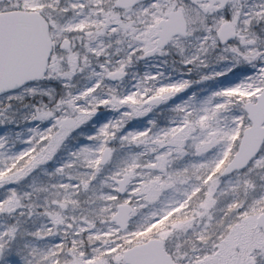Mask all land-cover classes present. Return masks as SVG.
<instances>
[{"label": "snow or ice", "instance_id": "obj_1", "mask_svg": "<svg viewBox=\"0 0 264 264\" xmlns=\"http://www.w3.org/2000/svg\"><path fill=\"white\" fill-rule=\"evenodd\" d=\"M0 264H264V0H0Z\"/></svg>", "mask_w": 264, "mask_h": 264}]
</instances>
